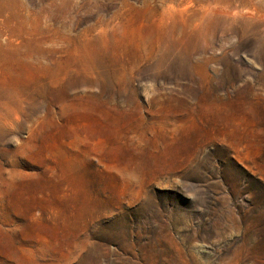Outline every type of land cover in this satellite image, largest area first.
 <instances>
[{
	"label": "rangeland",
	"instance_id": "1",
	"mask_svg": "<svg viewBox=\"0 0 264 264\" xmlns=\"http://www.w3.org/2000/svg\"><path fill=\"white\" fill-rule=\"evenodd\" d=\"M20 2L0 264H264V0Z\"/></svg>",
	"mask_w": 264,
	"mask_h": 264
},
{
	"label": "bare ground",
	"instance_id": "2",
	"mask_svg": "<svg viewBox=\"0 0 264 264\" xmlns=\"http://www.w3.org/2000/svg\"><path fill=\"white\" fill-rule=\"evenodd\" d=\"M14 2H15V5H17V6H19V7H22L23 6V3L22 2H20V0H14ZM5 3H7V2H5ZM8 5L6 6V8L8 9Z\"/></svg>",
	"mask_w": 264,
	"mask_h": 264
}]
</instances>
